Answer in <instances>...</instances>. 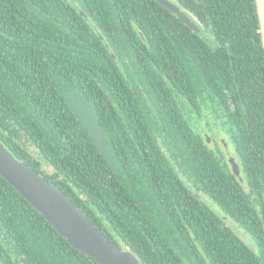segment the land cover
Returning a JSON list of instances; mask_svg holds the SVG:
<instances>
[{
  "label": "trees",
  "instance_id": "obj_1",
  "mask_svg": "<svg viewBox=\"0 0 264 264\" xmlns=\"http://www.w3.org/2000/svg\"><path fill=\"white\" fill-rule=\"evenodd\" d=\"M173 1L200 33L155 0H0V140L142 264H264L256 1ZM0 264L101 263L0 174Z\"/></svg>",
  "mask_w": 264,
  "mask_h": 264
},
{
  "label": "water",
  "instance_id": "obj_2",
  "mask_svg": "<svg viewBox=\"0 0 264 264\" xmlns=\"http://www.w3.org/2000/svg\"><path fill=\"white\" fill-rule=\"evenodd\" d=\"M155 1L176 14L191 29L197 33L201 32L196 20L176 2L173 0ZM255 1L264 48V0ZM66 99L101 153L116 169V164L105 146V137L94 101L76 90L66 92ZM208 139L211 140L210 137ZM225 146H227L226 143ZM229 162L234 174L243 181L241 166L236 157L230 156ZM0 174L79 251L95 258L101 264H142L134 252L119 246L107 237L91 223L70 197L48 182L27 163L18 159L1 140Z\"/></svg>",
  "mask_w": 264,
  "mask_h": 264
},
{
  "label": "rangeland",
  "instance_id": "obj_3",
  "mask_svg": "<svg viewBox=\"0 0 264 264\" xmlns=\"http://www.w3.org/2000/svg\"><path fill=\"white\" fill-rule=\"evenodd\" d=\"M206 33H208V32L202 31V36H205L206 38H209V36L206 35ZM212 136H215V133H214V132H212ZM220 136H221V138L224 139L225 142H229V138H227L226 135H223V134L221 133ZM210 137H211V135H210Z\"/></svg>",
  "mask_w": 264,
  "mask_h": 264
},
{
  "label": "flooded vegetation",
  "instance_id": "obj_4",
  "mask_svg": "<svg viewBox=\"0 0 264 264\" xmlns=\"http://www.w3.org/2000/svg\"><path fill=\"white\" fill-rule=\"evenodd\" d=\"M221 140H223V138H221Z\"/></svg>",
  "mask_w": 264,
  "mask_h": 264
}]
</instances>
